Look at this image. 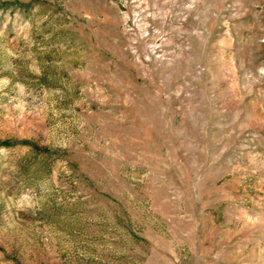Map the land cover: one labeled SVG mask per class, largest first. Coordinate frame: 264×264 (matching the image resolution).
Returning a JSON list of instances; mask_svg holds the SVG:
<instances>
[{
	"label": "rangeland",
	"instance_id": "rangeland-1",
	"mask_svg": "<svg viewBox=\"0 0 264 264\" xmlns=\"http://www.w3.org/2000/svg\"><path fill=\"white\" fill-rule=\"evenodd\" d=\"M0 264H264V0H0Z\"/></svg>",
	"mask_w": 264,
	"mask_h": 264
},
{
	"label": "trees",
	"instance_id": "trees-1",
	"mask_svg": "<svg viewBox=\"0 0 264 264\" xmlns=\"http://www.w3.org/2000/svg\"><path fill=\"white\" fill-rule=\"evenodd\" d=\"M3 144H8V143L4 141V143H3Z\"/></svg>",
	"mask_w": 264,
	"mask_h": 264
}]
</instances>
